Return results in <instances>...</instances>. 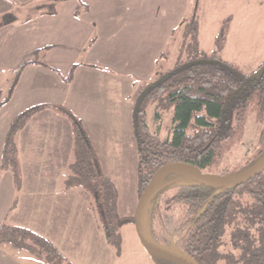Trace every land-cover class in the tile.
I'll return each mask as SVG.
<instances>
[{
  "label": "crops",
  "instance_id": "1",
  "mask_svg": "<svg viewBox=\"0 0 264 264\" xmlns=\"http://www.w3.org/2000/svg\"><path fill=\"white\" fill-rule=\"evenodd\" d=\"M40 1L53 3L56 14L36 9L29 22L23 17L0 26V100L14 72L44 50L39 64L24 67L10 101L0 109V164L14 118L47 107L16 138L21 189L16 191L11 173L0 170V224L46 238L73 264H155L134 225L121 228L117 257L96 225L88 193L63 191L73 135L53 107L62 106L82 121L100 169L118 193V215L133 218L139 200L134 90L139 96L156 76V60L185 20L189 0H0V21L14 8L29 11ZM80 4L86 11L76 17ZM73 66L66 84L62 77ZM20 254L25 253L0 248V264H41Z\"/></svg>",
  "mask_w": 264,
  "mask_h": 264
},
{
  "label": "trees",
  "instance_id": "2",
  "mask_svg": "<svg viewBox=\"0 0 264 264\" xmlns=\"http://www.w3.org/2000/svg\"><path fill=\"white\" fill-rule=\"evenodd\" d=\"M55 2V1H53ZM47 15H55L54 4L41 5ZM86 11L79 5L78 17ZM15 13L1 18L0 26L16 20ZM32 19L27 15L25 19ZM226 19L215 39L214 50L205 54L198 42V22L195 14L180 23L181 43L171 70L161 74L148 84L137 97L133 106V132L137 152L138 199L150 183L153 175L169 164H184L205 171L216 166L229 150L234 136L245 123L247 111L253 106L258 121L264 117V61L254 74H242L233 65L225 63L220 53L226 42L228 24ZM173 36V33H172ZM93 43L91 40L88 47ZM44 50L33 53L31 61L14 72V78L0 100V109L13 94L20 74L25 66L39 64ZM167 48L156 60V68L168 60ZM76 66H73L63 82L72 81ZM162 80L158 84L157 81ZM155 84L154 86H152ZM157 103L165 111L172 110V133L168 141L153 136L146 123V108ZM47 108L40 106L28 109L14 118L7 131L0 170L13 177L16 191L21 189L22 178L18 164L16 138L30 118ZM71 125L73 147L63 191L80 188L90 196L89 209L93 213L98 229L104 234L108 246L115 255H121L120 230L134 225L133 218L118 215V193L114 185L100 169L98 158L82 121L62 106L53 107ZM257 155L239 172L254 165L264 155V131L258 141ZM232 174H223V176ZM174 176V177H173ZM179 177L171 175L167 179ZM175 190L170 197L167 192ZM164 198V205H180L185 218L191 221L179 251L198 264H264V173L237 189L212 188L197 184L171 185L155 195L146 218L151 221L157 200ZM16 207V201L10 211ZM228 234V241L224 237ZM149 236L152 238L149 234ZM25 253L41 264H73L46 238L22 227L0 224V248ZM228 247L227 252L221 248ZM155 264H174L154 260Z\"/></svg>",
  "mask_w": 264,
  "mask_h": 264
},
{
  "label": "rangeland",
  "instance_id": "3",
  "mask_svg": "<svg viewBox=\"0 0 264 264\" xmlns=\"http://www.w3.org/2000/svg\"><path fill=\"white\" fill-rule=\"evenodd\" d=\"M49 3V1H40L34 4L35 8H29V11L24 8H18L16 11L14 8L13 12L15 11L16 18L32 16L41 5ZM194 14L198 22V42L202 52L210 54L214 50L215 39L223 22L230 19L226 42L220 57L242 74L257 72L259 65L264 61V0H189L185 20ZM180 43L181 29L178 28L173 32L172 38L166 45L169 53L168 60L161 63V70L157 72L150 83L172 69ZM136 96L138 94L134 90V102ZM146 123L150 133L158 140H170L173 128L172 110H162L157 103L149 105L146 108ZM263 131L264 117L262 121H258L256 110L251 106L246 113L243 128L234 136L229 150L216 166L202 172L210 175L239 173V170L259 152L258 141ZM191 183H193L192 180L186 184ZM174 193L175 190H171L165 197H170ZM165 197L157 200L151 221L145 217V229L148 234L153 236L154 241L179 251L180 242L190 227L191 221L185 218L180 205L166 207L164 205ZM229 232L224 237V242L228 241ZM228 250V247L221 248L224 253Z\"/></svg>",
  "mask_w": 264,
  "mask_h": 264
},
{
  "label": "water",
  "instance_id": "4",
  "mask_svg": "<svg viewBox=\"0 0 264 264\" xmlns=\"http://www.w3.org/2000/svg\"><path fill=\"white\" fill-rule=\"evenodd\" d=\"M162 80L157 81L158 84ZM153 84L152 86H154ZM135 105L134 113L138 109ZM264 173V155L248 169L232 175H210L204 174L197 168L184 164H169L160 168L152 177L142 195L133 216L134 228L138 239L153 260H164L174 264H198L180 251L173 250L154 241L145 229V217L147 209L157 193L171 185L186 184L193 181L197 184L212 188L237 189ZM178 174L179 177L167 179V177Z\"/></svg>",
  "mask_w": 264,
  "mask_h": 264
}]
</instances>
